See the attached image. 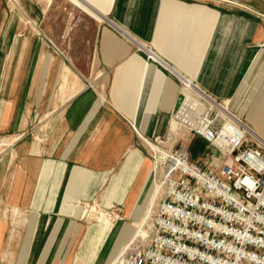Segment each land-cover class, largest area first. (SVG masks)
I'll use <instances>...</instances> for the list:
<instances>
[{"label":"crops","instance_id":"crops-1","mask_svg":"<svg viewBox=\"0 0 264 264\" xmlns=\"http://www.w3.org/2000/svg\"><path fill=\"white\" fill-rule=\"evenodd\" d=\"M239 1L0 0L5 233L26 237L36 211L41 246L55 227L66 236L74 213L63 209L67 193L74 205L109 186L107 201H137L151 170L143 140L169 133L187 78L264 137V0ZM51 43L71 46L61 57ZM82 58L91 66L68 61ZM64 65L71 72L62 95ZM134 151L144 160L128 192L138 158L121 169ZM63 240L57 246L73 245Z\"/></svg>","mask_w":264,"mask_h":264},{"label":"built area","instance_id":"built-area-1","mask_svg":"<svg viewBox=\"0 0 264 264\" xmlns=\"http://www.w3.org/2000/svg\"><path fill=\"white\" fill-rule=\"evenodd\" d=\"M197 98L198 106L182 110L198 111L206 100ZM214 99L221 107L206 101V116L189 128L212 148L204 163L185 146L155 150L151 176L160 195L149 232L120 264H264V137Z\"/></svg>","mask_w":264,"mask_h":264},{"label":"rangeland","instance_id":"rangeland-1","mask_svg":"<svg viewBox=\"0 0 264 264\" xmlns=\"http://www.w3.org/2000/svg\"><path fill=\"white\" fill-rule=\"evenodd\" d=\"M240 4L242 3L240 2ZM51 45L57 52L62 54L61 57L67 54V52H65L66 46L68 48L71 46L69 43H51ZM82 49L83 48H81V50ZM86 54H88V49H86ZM68 61L72 66L74 65L75 67L86 69L91 66L92 60L89 58H82L69 59ZM90 84L93 86V83ZM192 97H195L198 100L197 95L192 92L186 103L179 104L172 117L169 126V133H167V135L160 136L159 140H156V137L158 136L153 139L143 140L145 157L148 164H151V167L152 157L155 154V150L160 149L161 151L164 150L165 152H171L176 149H180L182 146H185L189 150L193 160H197L198 162L202 163L206 161L207 151H210V149L212 150V148H207V144L199 136H195L190 142V137L192 134L190 133L189 128L191 127L194 119H204L206 116L205 111L210 107V102L208 101L209 103H207L206 99V101H201L203 105H201V108L195 113L182 110L186 104L192 106H198L200 104L193 101ZM178 111H183V113L185 112L186 115H188L185 116L186 120H181L182 116L181 118L177 117V115L180 114ZM33 125H36V123ZM35 130L39 131V127H37ZM150 141L152 142L151 145L149 144ZM1 147L2 145H0V148ZM134 158H138V160L133 169L134 171L130 180L128 192L131 190L130 187L133 183V180L135 179V176L141 167V164L144 160V155L140 151L132 152L128 156L121 169V171H123V169L126 167L128 170H131ZM58 168L60 170L61 177L62 167L58 166ZM151 173L152 171L150 170L148 183H150L151 180V186L153 185L152 187H154L156 184L153 180V176H151ZM85 174V171H82V177L77 181H80L82 184H84V182L87 180V178L86 180L84 179ZM160 183L161 182H158V184ZM81 188L82 187H78L76 189H78L80 192ZM146 188L147 186L143 188L139 199L132 203H128L126 200L122 203H115L113 201L109 202L102 193L103 190H101L100 193H102V196H97V198L91 199L90 202L77 203L74 208H71L72 206H68L66 211L70 212V210H74V213H72L73 217L69 219L68 234L64 236L62 233H57L53 245L47 251L46 255L43 253L42 257L41 253L44 246L41 248V244H43V242L40 241V238L42 237L40 235L39 229V213L34 211L32 216L27 220L26 237L25 234L24 236L23 234L15 236L5 233L8 223L10 224V218L8 216L5 220L0 221V264H108L105 263V261L112 262L113 264H120L122 258H124V255L129 253L136 244L144 242L149 232L151 209L156 205L160 194L158 193L154 198V204H152L150 212L142 225L139 224V220L141 219L138 218L140 217L143 209L138 206L137 210L135 209V216L133 212H130L132 208L134 211L137 203H140L141 199H143ZM154 188L158 189V186H155ZM72 197L74 196L72 195ZM0 211H4V207H2ZM3 213H5V211ZM101 213H105L111 219L114 224V231L121 224L126 222L127 230H124L121 233L123 239L119 242V245L113 244L114 239L112 234H114V231H112V234L110 233L109 236L107 235L103 241L97 242V234L100 230V222L97 221V218ZM82 214H84L83 217H80ZM144 214L145 212H143V215ZM11 222H13V219H11ZM135 222H137V225ZM24 228L25 226H22V233L24 232ZM55 229L56 227L52 229V231H55ZM75 231L76 233L74 234L73 232ZM21 236L23 239H21ZM63 237L64 240L62 239ZM62 240L63 242L65 241V243L71 241V244L73 245L57 246L58 242H62ZM21 242L23 249L20 250ZM14 243L17 245H13Z\"/></svg>","mask_w":264,"mask_h":264},{"label":"bare ground","instance_id":"bare-ground-1","mask_svg":"<svg viewBox=\"0 0 264 264\" xmlns=\"http://www.w3.org/2000/svg\"><path fill=\"white\" fill-rule=\"evenodd\" d=\"M232 19V18H231ZM233 26V25H232ZM231 27V26H230ZM237 35V34H236ZM141 45V43H140ZM34 55V54H33ZM43 57L45 58L44 60V63L43 65L46 66V68L49 66V63L52 59V56L49 55V54H44ZM150 59V58H149ZM158 60V59H157ZM172 70H175V69H172ZM70 69L67 65H64V70L61 74V84L59 86V92L63 95L65 92H66V88H68V82H69V77H70ZM192 92H194L195 94L201 96V97H204V99H206L207 101H209L211 104L215 105V106H218V107H221L220 105H218V103L215 101V99L211 96L208 95V93H206L205 91H203L202 89L199 88V86H196L191 80H188L187 78V87L185 88V94L182 96L180 103H186V101L189 99V97L191 96ZM189 102V101H188ZM184 105V104H183ZM187 105V104H186ZM182 106V105H181ZM256 128V127H255ZM47 130V129H46ZM259 133V132H258ZM4 142L3 139L0 140V145ZM10 152V151H9ZM10 159V158H8ZM9 161V160H8ZM7 167V166H6ZM40 175V174H39ZM5 176V175H4ZM116 176L112 179L115 180ZM151 179V178H150ZM111 181V182H112ZM153 186V185H152ZM151 186V180H150V183L147 184V188L145 190V195L143 197V199H141L140 203L138 202L136 207L134 208V211H133V208L130 212H133L134 216H135V212L138 208V206H140L143 210H142V213L140 215V217L138 219H141L139 220L140 221V225L143 224V222L146 220L149 212H150V209H151V206L152 204H154V198L156 197V193L158 191L157 188H154L155 186L157 185H154V187ZM109 187V186H108ZM107 187L106 191H105V198H106V194H107V190H109V188ZM69 195V196H67ZM66 198L64 199V203H63V209L66 210V208L69 206V205H72V204H68L67 200L68 199H73L76 198L75 196L72 197V195L70 194H66L65 196ZM62 204V203H61ZM76 206V204L72 205L71 208H74ZM136 209V210H135ZM71 211V210H70ZM143 212H145V214L143 215ZM137 217V216H136ZM137 219V220H138ZM61 221H62V218L59 219V223L61 224ZM97 221L100 222V230L98 232V236H97V242H101L105 239V237L108 235H110V233L112 234V231H114V224L113 222L111 221V219L105 214V213H101L98 218H97ZM135 224L137 225V222H135ZM140 227V226H139ZM124 230H127V227H126V222L121 224L117 229H115L114 231V234H112L113 236V239H114V245H119V242L123 239L121 233L124 231ZM57 231H58V227L55 229V231H53L49 236H48V239L46 240V244L42 250V253H41V257L43 255V253H47V251L50 249V247L52 246V244L54 243V239L56 238V235H57ZM46 239V237L44 238ZM44 241V240H43ZM43 245V244H42ZM43 246H41L42 248ZM40 257V258H41ZM114 262V261H113ZM105 263H108V264H113L112 262H107L105 261Z\"/></svg>","mask_w":264,"mask_h":264}]
</instances>
